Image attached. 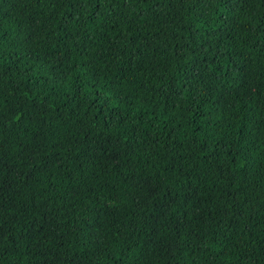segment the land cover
Wrapping results in <instances>:
<instances>
[{
    "label": "trees",
    "instance_id": "obj_1",
    "mask_svg": "<svg viewBox=\"0 0 264 264\" xmlns=\"http://www.w3.org/2000/svg\"><path fill=\"white\" fill-rule=\"evenodd\" d=\"M0 65V264H264V0H0Z\"/></svg>",
    "mask_w": 264,
    "mask_h": 264
},
{
    "label": "snow or ice",
    "instance_id": "obj_2",
    "mask_svg": "<svg viewBox=\"0 0 264 264\" xmlns=\"http://www.w3.org/2000/svg\"><path fill=\"white\" fill-rule=\"evenodd\" d=\"M119 2L122 3V4H125V5L127 4V0H119ZM222 2L225 4V6H228V5L233 4L234 0H222ZM235 2L237 4H239V3H248L249 0H235ZM76 3H79V0H73V4H76ZM8 70H10V69H3V66L0 65V74L6 75ZM16 119L19 120L20 117L17 116ZM4 126H6V119L3 116V114L0 113V127H4ZM2 164H3V161H2V159H0V172L3 171ZM169 195H173V194L172 193H169ZM175 199L179 200V196H175ZM168 207H173V204L170 202L169 205H168ZM161 211H163V207H162ZM5 223H6V221H4L2 219V217H0V232H2L3 225ZM133 230H135V229H133ZM59 246L60 247H63V243H61Z\"/></svg>",
    "mask_w": 264,
    "mask_h": 264
}]
</instances>
